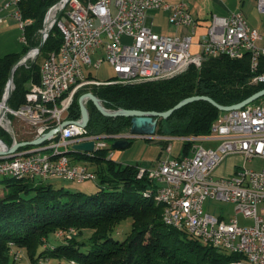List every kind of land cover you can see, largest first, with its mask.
Returning a JSON list of instances; mask_svg holds the SVG:
<instances>
[{"label": "built area", "instance_id": "2783aa9c", "mask_svg": "<svg viewBox=\"0 0 264 264\" xmlns=\"http://www.w3.org/2000/svg\"><path fill=\"white\" fill-rule=\"evenodd\" d=\"M22 1L0 0V23H6L9 16L15 18L23 31L21 40L27 44L26 28L32 20L24 18ZM257 3L259 11L264 13V0ZM156 9L168 12L169 22L182 28L181 33L168 35L154 31V16L148 12ZM4 10H9L8 16L1 14ZM59 11L54 25L63 34L61 46L43 59L40 81L31 84L26 102L17 109L9 106L1 119L0 129L9 134L12 144L17 142V135L10 116L23 120L36 138L68 120L74 95L90 85L170 78L193 64L200 66L205 59L221 55L231 58L248 55L251 71L255 73L252 83H264V71L258 72L260 58L264 57V33L252 26L242 11L213 15L202 32H198V27L203 22L193 17L187 0H59L48 9L45 20L48 21V16L53 20ZM104 61L113 67L115 78L99 80L90 71L85 72L90 67L98 68ZM105 136L90 134L78 122L65 124L39 145L1 155L0 176L23 170L27 175L43 178L77 182L95 179V172L86 164L73 163L70 158L46 162V152L86 140L95 141V150L108 148ZM112 136L130 139L154 135L133 134L129 129ZM183 138L192 144L190 153L168 156L154 167L140 166L137 177L146 175L156 184L148 190H160L162 198L174 199L176 209L168 213L176 215L180 229L198 239L216 241L225 250H242L243 260L239 263L264 262V168L255 170L236 165L233 176L214 174L229 154H241L244 161L264 157V101L221 110L209 134ZM203 142L218 143L205 146ZM0 148L6 149L1 140ZM164 149L170 154L172 143ZM113 154L111 151L110 157ZM207 200L232 202L233 215L225 219L205 210ZM239 215L252 219V224H242ZM74 231L70 228L68 236ZM61 235L62 231L57 233ZM10 254L17 257V264H36L15 244H11Z\"/></svg>", "mask_w": 264, "mask_h": 264}, {"label": "trees", "instance_id": "16d2710c", "mask_svg": "<svg viewBox=\"0 0 264 264\" xmlns=\"http://www.w3.org/2000/svg\"><path fill=\"white\" fill-rule=\"evenodd\" d=\"M58 1H22L24 18L32 20L26 28L28 43L23 53L9 52L0 57V101L13 64L39 44L38 31L44 26L48 9ZM62 41L63 34L55 24L34 60L28 66L22 64L16 68L15 88L9 99L11 108L17 109L26 102L31 84L40 81L43 59L57 51ZM262 71L264 57L260 58L258 72ZM254 75L248 55L242 58L221 55L205 59L200 66L193 64L170 78L93 85L91 90L110 109L165 111L193 95H207L220 104L231 105L264 88V83H252ZM88 87L75 94L68 119L81 117L78 99ZM87 106L90 134H119L129 130L131 117L105 116L91 100ZM220 112L207 100H195L176 109L168 118L160 117L155 133L177 137L207 135ZM6 135L9 136L0 129V137L11 144L12 138ZM191 147V142L186 140L184 154ZM111 149L69 152L73 163H82L76 159H84L83 164L93 167L89 168L95 172L99 185L94 194L56 187L40 177L36 184L31 182L36 177L30 176L0 179L6 183L5 191L0 193V264L14 263L10 254L12 243L36 264L40 260H55L57 264H230L242 257L204 244L187 230L166 224L165 204L157 199V190H148L155 187L154 181L146 175L138 178L137 164H121L108 157ZM129 216L133 219L131 232L124 239L114 238V230ZM70 228L75 231L68 236ZM60 231L63 235L57 236Z\"/></svg>", "mask_w": 264, "mask_h": 264}, {"label": "rangeland", "instance_id": "374dc122", "mask_svg": "<svg viewBox=\"0 0 264 264\" xmlns=\"http://www.w3.org/2000/svg\"><path fill=\"white\" fill-rule=\"evenodd\" d=\"M187 3L193 17L197 16L201 19L209 20L213 15L226 16L233 11H242L246 15L250 24L254 21V19H256V21H258L257 26L262 30H264V13L259 11L258 3L255 0H187ZM148 14L154 16V24H153L154 31L161 34H168V35L175 34L174 27L176 26L172 25L169 22L168 12L162 9H156V10H150ZM2 26L3 24L0 26V56H3L4 54L9 52H17L20 54L23 53L26 45L21 40L23 31L19 27V25H16V28L10 30L9 31L10 33H5V34L3 33V29H1ZM43 27L38 31L39 36L38 35L37 36L40 39L42 37L41 30L43 29ZM181 31L182 28H180L179 32H177L176 34L181 33ZM93 58L95 59L96 57L93 56ZM32 60H34V58H29L24 64L28 66V62L30 63V61ZM89 71L93 78L99 80L113 79L116 77L113 67L107 61H104L98 68L90 67L85 70L86 73H88ZM91 86L93 85H90L88 87L89 89L88 91H92ZM257 100L253 101V103H259L262 100L264 101V96L260 97ZM10 117L12 119V123L16 131L17 141H26V140L34 139V135L30 133V129L23 122V120L15 116H10ZM156 134L157 133L153 134L154 136L151 135L153 137H147V138L146 137L130 138L129 141H131L132 143L129 146L125 148H112L111 150L108 151L109 154L108 157H110L111 151H113L114 153L119 151L122 154L121 157L123 159L118 160L117 158L112 157L115 161L120 162L121 164H137V167L139 169V167L143 165L154 167L159 163L160 160H163L168 156H172V157L181 156L185 153L184 144L186 140L183 137L170 136L172 138L171 139L169 138L168 135L158 134V136H164L163 138L158 139L155 136ZM112 137H113L112 134H108V135L106 134L104 139V141H106L110 145V147L114 142V140L117 139ZM160 141L163 142L169 141L170 143H172L173 149L170 154L164 149L165 145L163 146L162 142ZM203 143L205 146H210V145L215 146L218 142H214L213 144H210V142H203ZM61 148L66 149V146H61ZM191 151H192V147L190 148L189 153ZM76 162L84 163L85 161L84 159H76ZM142 163L145 164L142 165ZM88 165L90 168H93L90 164ZM235 165H238L240 167L245 166V168H252L255 170H261L262 168H264V157H255L251 161L249 160L244 161V157L241 154H229L222 160L221 164L215 169L214 174L217 176L220 175L233 176L236 174ZM40 178L37 176L35 179L31 180V182L36 184L41 181ZM47 179L43 178L44 182L52 183L56 187L63 186L66 189H69L70 191H81L87 195L94 194L99 189L97 179H88L83 182H77L74 180H65L62 178H47ZM5 188H6V183L0 182L1 194L5 191ZM205 210H208L211 213H215L217 215H222L225 219H229L234 213V204L230 201L207 200L205 203ZM238 218L242 224H248V225L252 224V219H245L242 215H239ZM132 223H133V219L131 216L123 219L120 222V224L117 226V228L114 230L113 237L117 239H124L131 232ZM203 241L201 240L202 243L208 244ZM47 263L57 264L55 260L52 261L49 260ZM61 264H66V263L62 262Z\"/></svg>", "mask_w": 264, "mask_h": 264}, {"label": "water", "instance_id": "95a60500", "mask_svg": "<svg viewBox=\"0 0 264 264\" xmlns=\"http://www.w3.org/2000/svg\"><path fill=\"white\" fill-rule=\"evenodd\" d=\"M61 14V11H59L55 16L54 19L51 21V23H48L47 20H45L44 23V30L41 37V40L38 45L34 46L33 48H30L25 54L21 55L20 58L13 64L11 71L9 73L8 82L6 85V91L3 97V100L0 101V123L1 119L3 118L7 108L9 107V99L12 95V91L15 88L14 85V72L16 68L22 64L25 63V61L31 57L33 54H39L47 36L51 32V30L54 27L55 21L59 18ZM264 96V88L253 93L252 95L248 96L244 100L231 104V105H223L215 101L213 98L207 95H193L186 97L182 100H180L178 103H176L171 108L165 110V111H157V110H140V109H127V108H117V109H110L107 108L102 99L94 94L92 91L84 92L80 95L78 101L80 105L81 110V117L80 120H72L68 119L65 120L60 126L56 127L55 129L50 130L49 132L38 136L31 140L26 141H17L13 144L7 143L3 138L0 137V140L5 143L6 149L0 148V156L5 154H11L16 152L19 148H22L23 146H36L41 143H43L45 140H47L54 132L59 131L62 126L65 124H69L71 122H78L81 126L87 127L88 122L90 120V111L87 106L88 100H91L94 105L97 107V109L105 116H128L131 117V126H130V132L133 134H142L146 136H151L155 134L157 122L158 119L161 118H168L173 111L176 109L181 108L187 103H190L195 100H207L214 104L219 110H232L236 109L242 106H245L246 104H249L258 98ZM129 139L127 138H118L114 140V142L111 145V148H125L129 146ZM74 151H80L84 153L93 152L95 150V141L94 140H86V141H80L77 143H74L72 145Z\"/></svg>", "mask_w": 264, "mask_h": 264}, {"label": "bare ground", "instance_id": "6f19581e", "mask_svg": "<svg viewBox=\"0 0 264 264\" xmlns=\"http://www.w3.org/2000/svg\"><path fill=\"white\" fill-rule=\"evenodd\" d=\"M51 21H52V17L48 16V22L51 23ZM80 94H81V92H80ZM69 118H71V117H69ZM71 150H73V147L70 148V146H66V149H62L61 146L57 147V148H53V149L49 150L48 152H46V162H57V161H59L61 159L70 158L69 157V152ZM25 176H27V177L28 176H30V177H37L38 176V177L43 178V176H39V175H27L26 171H23V170H16V171H9L6 175L0 176V179L4 178V177L23 178ZM44 179H47V178H44ZM157 199L159 201H162L165 204L164 210H163L164 211L163 212L164 222L166 224H168V225H171L173 227H176V228L180 229V225H176V215H169V213H168V210H175L176 209V202L174 201V199L173 198H162V192L160 190H157ZM200 240H202V241L204 240L203 242H206L208 244H211V245L217 246L219 248H222L221 245L219 243H217L216 241H213V240H210V239H200ZM222 249H224V248H222ZM226 251L230 252V253H236V254L242 255L241 258L231 262L230 264H247V263H239V262H242V260H243V252H242V250L237 249V248H230V249H227ZM12 257H13V260H14L13 264H17V257L16 256H12ZM256 264H264V262H257Z\"/></svg>", "mask_w": 264, "mask_h": 264}, {"label": "crops", "instance_id": "0c3cea01", "mask_svg": "<svg viewBox=\"0 0 264 264\" xmlns=\"http://www.w3.org/2000/svg\"><path fill=\"white\" fill-rule=\"evenodd\" d=\"M169 2H176V1H178V0H168ZM255 1H257V0H255ZM1 14L2 15H4V16H8V14H9V10H4V11H2L1 12ZM195 18L196 19H198L199 21H202L203 22V24L201 25V26H199L198 27V32H202V31H204V30H206V24L208 23V21L209 20H204V19H201V18H199V17H197V16H195ZM257 23H258V21H256V19H254V21L251 23L252 24V26H254V27H257V28H259L258 26H257ZM2 24L0 23V26H1ZM16 25H18V22H17V20L15 19V18H13V17H11V16H9L8 18H7V21H6V23H4L3 24V26H2V28L1 29H3V33L5 34V33H10L9 31L10 30H12V29H14V28H16ZM173 25V24H172ZM175 28V34L177 33V32H179V30H180V28H177V27H174ZM263 33H264V30H262L261 28H259ZM1 57V56H0ZM156 135H158V134H156ZM161 138H163L164 136H160ZM161 138H158V139H161ZM160 142H162V144H163V146L164 145H167L169 142L168 141H165V142H163V141H160ZM161 144V145H162ZM158 145V144H157ZM70 148H72V146H70ZM121 153L119 152V151H117V152H115L114 154H113V158H117L118 160H122L123 158L121 157ZM160 158V157H159ZM143 164H145V163H142V165ZM143 166H145V165H143ZM236 166V165H235Z\"/></svg>", "mask_w": 264, "mask_h": 264}]
</instances>
